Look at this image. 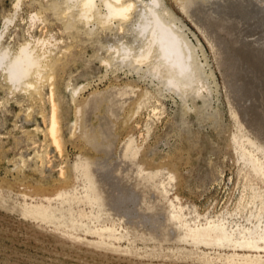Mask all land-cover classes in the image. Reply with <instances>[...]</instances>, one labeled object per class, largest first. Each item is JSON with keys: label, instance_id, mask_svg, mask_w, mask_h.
<instances>
[{"label": "rangeland", "instance_id": "rangeland-1", "mask_svg": "<svg viewBox=\"0 0 264 264\" xmlns=\"http://www.w3.org/2000/svg\"><path fill=\"white\" fill-rule=\"evenodd\" d=\"M125 1L130 19L88 24L67 0H21L6 42L50 40V66L36 88L0 75V264H264L240 245L264 237V179L240 144L264 149V0H163L200 67L185 92L117 57L150 2Z\"/></svg>", "mask_w": 264, "mask_h": 264}, {"label": "bare ground", "instance_id": "bare-ground-1", "mask_svg": "<svg viewBox=\"0 0 264 264\" xmlns=\"http://www.w3.org/2000/svg\"><path fill=\"white\" fill-rule=\"evenodd\" d=\"M67 1L69 3L68 9H72L73 7L77 5L80 6V10L78 13L79 15L78 20L79 19L82 21L84 20L88 24L89 22H91L90 20H92V18L94 17L99 18L104 24H112L114 20H124L125 21L127 19H130L131 15L136 10L135 2H132V1L127 2L125 0H67ZM99 1L101 2L99 3ZM142 3H143V9L141 10L139 14L140 16H139V20L137 24L138 26L137 39L140 41L139 47L138 49H134L130 47L123 48V49L116 48L117 57H120L125 60H130L131 62H137L139 64H143V63H145V65L150 64L151 65L150 68H152L150 70L154 71V75H157V76L160 75V78H163V81L166 83V85L172 84V80L169 77V73L179 72L182 74V79H184L186 83L180 88H178V90L185 92L186 90H188V88L192 89L194 84L198 85V82L201 81V73L199 71V74L196 76L187 75L186 66L183 63L182 56L180 55V43H184L185 51L189 53V59L194 58L198 65V68H200L198 60L196 58L195 48H194L193 43L180 30V27L178 25L172 23L175 26V31L177 33H180L183 38L182 41H178L175 35H173L170 31L165 30L161 26L159 17L157 14V10L154 8V6L150 2L142 1ZM187 3H189V1H187ZM190 7H191V3L187 4L184 7V10L187 12L190 9ZM159 11L162 13H166V14L168 13V11L163 7V4L160 6ZM70 25H73V24H70ZM44 39L45 38H43L42 40L38 39L36 46L32 45L33 43L31 42H27L20 46V47H23L25 51L30 50V54L35 56L37 60L39 61L38 70L34 73L33 77H31L29 80H27L24 83V85L26 86H30V87L34 86L36 88V83L37 82L39 83V81H41V79L44 77V73H45L44 71L47 70V68L50 66V64L48 63L49 61L46 62V59H47L46 53L48 52L50 53L51 51L48 48V44L50 40L46 41V39L45 40ZM38 44H40L42 53H40L41 51L38 52L40 50V49L38 50ZM260 44H261L260 47L262 48L264 42ZM56 45H57V42H56ZM12 85L13 87L14 86L18 87V85H15V84H12ZM19 86L22 87L21 85ZM199 88L201 89V87ZM174 89L176 90V88ZM194 89H196V87ZM49 131L53 138L54 143L58 147H60L61 143H60L59 133H58L59 132V122H58V116H57L55 105L53 106V114H52L51 126L49 127ZM236 141L238 142V140ZM246 141L248 145H252V147L255 148L254 152H256V154L253 151H248L245 146V141H243V143H240L242 145L241 147L243 148L241 159L245 163L244 165L249 167L255 175L260 176L264 179V161H262V159L259 156L260 154H264V149L258 146L250 138H248ZM84 168H85L86 173H88V175L89 174L91 175V169L88 168V166L86 165L84 166ZM92 188H94V190L97 192V189L94 185H92ZM99 197H100V194L97 192L95 198L99 199ZM252 198L254 199V203H255V200H258V199L260 200V208L257 212L251 213L250 215L255 216L256 219L258 220V223H263L262 218L264 215V193L254 191ZM188 236H191V235H188ZM195 238L198 239L200 237L199 235H196ZM247 240L249 239L247 238ZM194 241H197V240H194ZM225 241H228L231 243L234 242L230 237L227 236V234H223V236L218 239H215L212 237L206 238V242L208 244L216 243V244L221 245ZM262 241H263V246H260L257 240L242 241L240 242V245L244 247H248V248L261 249V248H264V237ZM238 243L239 242H237V244ZM237 257L239 256L237 255ZM240 257L246 258V259L252 258L249 255H242ZM254 258L258 260L264 259L260 257V255L256 257L254 255L252 259Z\"/></svg>", "mask_w": 264, "mask_h": 264}, {"label": "clouds", "instance_id": "clouds-1", "mask_svg": "<svg viewBox=\"0 0 264 264\" xmlns=\"http://www.w3.org/2000/svg\"><path fill=\"white\" fill-rule=\"evenodd\" d=\"M150 3L157 10L161 26L175 35L178 41H182L181 34L175 31V26L168 19L167 14L159 11L163 0H150ZM20 7L21 0H14L12 10L0 16V75H3L10 84L15 85H23L33 77L39 67V61L30 54V50L25 51L23 47L17 48L6 42L8 35L14 29ZM180 55L186 66L187 75H198V65L194 58L189 59V53L185 51L184 43H180ZM169 77L172 80V84L169 86L172 88L178 89L186 83L179 72H171Z\"/></svg>", "mask_w": 264, "mask_h": 264}]
</instances>
